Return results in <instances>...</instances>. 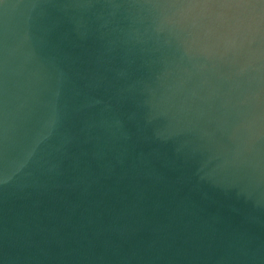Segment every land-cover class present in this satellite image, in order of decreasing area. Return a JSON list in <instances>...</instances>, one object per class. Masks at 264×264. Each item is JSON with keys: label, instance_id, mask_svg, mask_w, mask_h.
Returning <instances> with one entry per match:
<instances>
[{"label": "water", "instance_id": "water-1", "mask_svg": "<svg viewBox=\"0 0 264 264\" xmlns=\"http://www.w3.org/2000/svg\"><path fill=\"white\" fill-rule=\"evenodd\" d=\"M0 264H264V0H0Z\"/></svg>", "mask_w": 264, "mask_h": 264}]
</instances>
